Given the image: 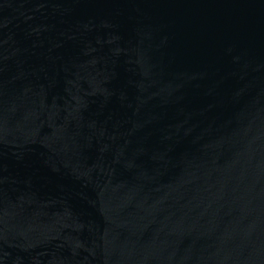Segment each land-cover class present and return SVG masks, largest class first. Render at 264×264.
<instances>
[{
  "label": "water",
  "instance_id": "95a60500",
  "mask_svg": "<svg viewBox=\"0 0 264 264\" xmlns=\"http://www.w3.org/2000/svg\"><path fill=\"white\" fill-rule=\"evenodd\" d=\"M0 264H264V0H0Z\"/></svg>",
  "mask_w": 264,
  "mask_h": 264
}]
</instances>
